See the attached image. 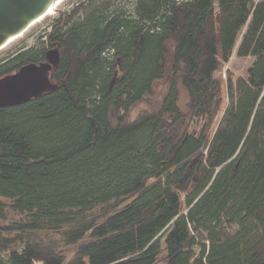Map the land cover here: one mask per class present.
<instances>
[{
	"label": "trees",
	"instance_id": "1",
	"mask_svg": "<svg viewBox=\"0 0 264 264\" xmlns=\"http://www.w3.org/2000/svg\"><path fill=\"white\" fill-rule=\"evenodd\" d=\"M38 38L0 56L60 53L0 107V264H264V0H79Z\"/></svg>",
	"mask_w": 264,
	"mask_h": 264
},
{
	"label": "water",
	"instance_id": "2",
	"mask_svg": "<svg viewBox=\"0 0 264 264\" xmlns=\"http://www.w3.org/2000/svg\"><path fill=\"white\" fill-rule=\"evenodd\" d=\"M57 0H0V49L13 36L24 32ZM45 61L27 63L0 78V107L14 106L54 88L49 72L57 66L60 53L48 49Z\"/></svg>",
	"mask_w": 264,
	"mask_h": 264
},
{
	"label": "rangeland",
	"instance_id": "3",
	"mask_svg": "<svg viewBox=\"0 0 264 264\" xmlns=\"http://www.w3.org/2000/svg\"><path fill=\"white\" fill-rule=\"evenodd\" d=\"M79 0H63L58 7H56V11L54 14L46 16V18H44L42 21L36 23L34 26L30 27L29 29L24 31V34L20 37H18L17 39L13 40V42L9 43L6 47L2 48V50H0V56H2V54L13 48L14 46H33L36 43H39V35L42 34L43 30L46 28V25L51 21V19L57 17L58 13L60 11L63 10H68L70 9V7H72L75 3H77ZM252 58L248 57V58H240L238 56H235V54L233 53L230 57V59L226 62H220L218 69L215 71L214 76L221 79L223 82V90H225V82H226V77L228 74L231 75L232 78H236L237 76H243L246 74V71L248 69V65L251 63ZM161 88V83L159 85H157L156 87V91L157 93L159 92ZM180 92H181V96H180V100L179 103L181 105V107L183 108L184 106V102L186 100V92H184L183 88H180ZM225 93V92H224ZM203 123V119L201 118H195V120L191 123V127H190V132L192 134H197ZM6 220H4V222L2 220H0V224L1 223H5V222H9L10 220L13 219H19V216L12 212L11 210H6ZM54 238H56L58 240V236L55 235ZM60 245V253H62L66 259H69L70 257H72V255L75 253V250L77 249L78 244L75 245H63L61 242H59ZM158 264H164L166 259V248L164 247V245H162V251L160 253V255L158 256Z\"/></svg>",
	"mask_w": 264,
	"mask_h": 264
},
{
	"label": "bare ground",
	"instance_id": "4",
	"mask_svg": "<svg viewBox=\"0 0 264 264\" xmlns=\"http://www.w3.org/2000/svg\"><path fill=\"white\" fill-rule=\"evenodd\" d=\"M62 1H63V0H57L52 6H50L49 8H47L46 12H45L43 15L37 17V18L35 19V21H34V22H33V23H32L27 29H29L30 27L34 26L36 23L42 21L44 18H46V16H49V15L54 14L55 11H56V7H58V5H59ZM27 29H26V30H27ZM24 31H25V30H24ZM23 34H24V32L21 33V34H19V35L13 36V38L9 39V40H8V41L2 46V48L6 47L9 43L13 42V40L17 39L18 37L22 36ZM2 48H1L0 50H2Z\"/></svg>",
	"mask_w": 264,
	"mask_h": 264
},
{
	"label": "flooded vegetation",
	"instance_id": "5",
	"mask_svg": "<svg viewBox=\"0 0 264 264\" xmlns=\"http://www.w3.org/2000/svg\"><path fill=\"white\" fill-rule=\"evenodd\" d=\"M43 61H45V59Z\"/></svg>",
	"mask_w": 264,
	"mask_h": 264
}]
</instances>
